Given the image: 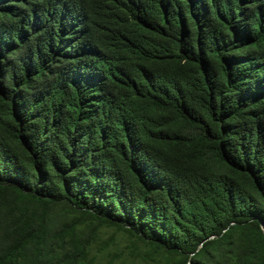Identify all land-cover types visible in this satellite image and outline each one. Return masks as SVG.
I'll use <instances>...</instances> for the list:
<instances>
[{
  "label": "trees",
  "instance_id": "obj_1",
  "mask_svg": "<svg viewBox=\"0 0 264 264\" xmlns=\"http://www.w3.org/2000/svg\"><path fill=\"white\" fill-rule=\"evenodd\" d=\"M106 227L264 264V0H0V264H112Z\"/></svg>",
  "mask_w": 264,
  "mask_h": 264
},
{
  "label": "rangeland",
  "instance_id": "obj_2",
  "mask_svg": "<svg viewBox=\"0 0 264 264\" xmlns=\"http://www.w3.org/2000/svg\"><path fill=\"white\" fill-rule=\"evenodd\" d=\"M102 238L105 242H108L109 239L113 240L114 243H109L108 249L109 251H118L122 256L120 258H116L112 264H141L132 255L128 254L129 248H132L134 244H138L141 248H145L142 242L138 241L134 237H131L128 234H125L121 231L115 230L114 228L106 227L102 230L101 233ZM130 245V246H128ZM100 245H96L92 249V253H95L97 256L95 264H103L111 259L110 255H107V251H100Z\"/></svg>",
  "mask_w": 264,
  "mask_h": 264
}]
</instances>
